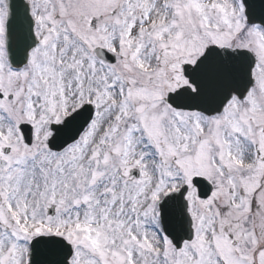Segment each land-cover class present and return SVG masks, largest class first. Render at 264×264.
Masks as SVG:
<instances>
[{"label":"snow or ice","instance_id":"obj_1","mask_svg":"<svg viewBox=\"0 0 264 264\" xmlns=\"http://www.w3.org/2000/svg\"><path fill=\"white\" fill-rule=\"evenodd\" d=\"M0 264H264V0H0Z\"/></svg>","mask_w":264,"mask_h":264}]
</instances>
